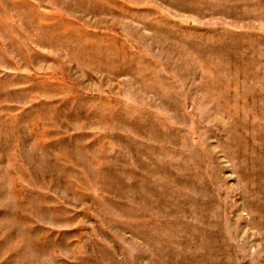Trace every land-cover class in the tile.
I'll return each mask as SVG.
<instances>
[{
    "label": "rangeland",
    "instance_id": "1",
    "mask_svg": "<svg viewBox=\"0 0 264 264\" xmlns=\"http://www.w3.org/2000/svg\"><path fill=\"white\" fill-rule=\"evenodd\" d=\"M0 264H264V0H0Z\"/></svg>",
    "mask_w": 264,
    "mask_h": 264
}]
</instances>
